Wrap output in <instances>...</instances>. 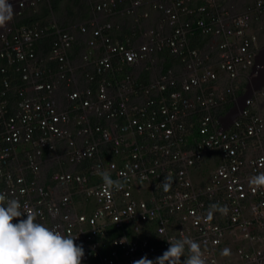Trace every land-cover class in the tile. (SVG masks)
Instances as JSON below:
<instances>
[{"label": "built area", "instance_id": "2783aa9c", "mask_svg": "<svg viewBox=\"0 0 264 264\" xmlns=\"http://www.w3.org/2000/svg\"><path fill=\"white\" fill-rule=\"evenodd\" d=\"M41 1L9 0L16 15L0 29V192L78 237L82 264L155 260L183 237L200 243L207 264H222L232 231L248 243L241 264H264V188L249 184L264 172V44L252 26L264 0L156 1L161 15L128 43L100 18L78 31L19 24ZM123 1L101 0L96 11ZM142 3L127 9L137 22ZM195 29L210 38L204 49L191 46ZM165 49L181 67L164 71ZM228 96L234 105L217 115ZM209 160V179L196 181ZM104 171L124 189L105 192ZM109 226L123 235L107 246Z\"/></svg>", "mask_w": 264, "mask_h": 264}, {"label": "clouds", "instance_id": "9594fccd", "mask_svg": "<svg viewBox=\"0 0 264 264\" xmlns=\"http://www.w3.org/2000/svg\"><path fill=\"white\" fill-rule=\"evenodd\" d=\"M100 1L101 0H99V2ZM156 1L165 4L170 0ZM198 1L201 0H192V4L198 5ZM99 2L95 4V16L92 20L78 26H71L63 29L74 28L78 31L81 26H87L94 19L100 18L103 22L112 24V28L108 33L121 41L118 38V33L116 34V32H119V29H117V24L114 21V18L119 12L118 8L114 13L104 15L96 11V6ZM143 3L138 12V22L135 17L127 13V10L125 11L131 18L132 25L134 24L133 32L135 34L128 39L127 42H121L128 43V41L133 42L137 40L141 37L144 27L152 25L146 24L144 21L150 17L144 18L143 14L148 13L150 15V13L142 11ZM20 6L22 7L23 5L20 4ZM157 12L161 15L160 11ZM15 15L16 11L13 4L10 3L9 0H0V29H6L9 23L14 19ZM135 25H137V31ZM54 26L62 28L57 24ZM81 47H84V44L76 45V51L78 52ZM4 63L5 62L1 61L0 64L3 65ZM0 75L5 74L0 73ZM102 180L104 182V190L108 193L123 190L125 187V181L119 179L114 180L107 171L102 173ZM172 182L173 180L171 176L164 177L161 184L165 192L171 189ZM249 184L252 186L253 191L264 188V172L251 177ZM212 207L215 209L218 206L213 205ZM219 210L224 214H227L228 211L226 205ZM25 214L26 219H23L22 217H24ZM37 215L38 213L27 210L26 205L22 206L19 199L14 196L10 198L8 193L0 192V264H82L83 258L85 257V249L82 244L78 245L76 243L78 237H73L70 234L65 235L57 228L49 227L38 222ZM17 218L21 219H19L18 222H14ZM209 219H211V213H209ZM168 241L170 247L164 251L161 256L156 257L155 260L148 259L147 256H144L143 258L134 261V264H207L204 251L199 242L189 237H183L177 240L168 239ZM229 254V249H224L221 253L223 256ZM181 257H186V259L182 262Z\"/></svg>", "mask_w": 264, "mask_h": 264}, {"label": "trees", "instance_id": "16d2710c", "mask_svg": "<svg viewBox=\"0 0 264 264\" xmlns=\"http://www.w3.org/2000/svg\"><path fill=\"white\" fill-rule=\"evenodd\" d=\"M132 0H124L118 7V20L121 18L124 22H131V25H126L128 28L126 29L125 36L122 34L118 35V38L127 42L128 39L134 36L133 34V26L131 18L128 14H126V10L131 6ZM198 4H203L202 1H198ZM95 3L93 0H42L37 9H30L25 13V17L20 20V24H29L30 26H38L40 29L45 31L46 28L52 31V27L57 24L62 28H67L71 26H78L82 23H87L95 16L94 9ZM121 16V17H120ZM124 16V17H123ZM57 17V18H56ZM115 17V18H116ZM135 29L137 31V25H135ZM53 40V35L46 36L41 46L44 49L45 53H48L51 49ZM210 42V38L204 36L199 29H195L191 36V46L204 49L205 46ZM77 48V47H76ZM160 59L164 60L163 67L164 71L168 72L173 67H181L182 61L181 58L173 55L168 49H165L160 54ZM4 75H0V87L2 79ZM150 77V70H145L142 75V80L144 83H148ZM18 84H22V81L17 80ZM245 84V83H244ZM246 85V84H245ZM241 93L238 92V94ZM234 105V97L228 96L224 102H222L221 106L217 109V115L223 116L225 115L231 107ZM51 173V172H50ZM108 240L107 246L111 244V241L114 238L120 237L123 235L122 230L116 229L114 226L108 227ZM132 235V232H129ZM108 249L104 252L107 253Z\"/></svg>", "mask_w": 264, "mask_h": 264}, {"label": "rangeland", "instance_id": "374dc122", "mask_svg": "<svg viewBox=\"0 0 264 264\" xmlns=\"http://www.w3.org/2000/svg\"><path fill=\"white\" fill-rule=\"evenodd\" d=\"M193 1H196V0H193ZM151 23L153 24V22H150V24ZM252 26H253L254 31L259 37L260 44H264V13H256L253 16ZM214 59H216V56H213L212 60ZM157 68L158 67H156L155 69ZM245 80L246 78L243 77L242 81L244 82ZM206 164L207 165L204 166V170H203L204 172L202 171V172L195 174L196 181H206L209 179L213 165L211 164L210 160ZM180 227H181L180 222L178 220H175L170 227L171 233L176 234ZM243 245H248V243L241 240L237 232H233V231L229 232L226 242L219 252V256L221 258L222 264H241L242 259L239 254V250ZM255 245L256 247H262L263 244L260 242H256ZM224 249H229L230 254L227 256L221 255Z\"/></svg>", "mask_w": 264, "mask_h": 264}, {"label": "bare ground", "instance_id": "6f19581e", "mask_svg": "<svg viewBox=\"0 0 264 264\" xmlns=\"http://www.w3.org/2000/svg\"><path fill=\"white\" fill-rule=\"evenodd\" d=\"M94 3L96 4L97 2H99V0H93ZM156 0H144L143 6H142V11L145 12H149L150 13V18L144 20L146 24H150V22L155 23L157 20L156 18L159 16V12H157L156 10L153 9L152 4L155 2ZM243 9V8H242ZM119 14V13H118ZM117 14V15H118ZM121 17V16H120ZM124 17V16H123ZM119 17L114 18L115 23L117 24V29H119L118 34H122L125 36L126 34V29L128 28L126 25H131V22L127 23L124 22L123 19L122 20H118ZM156 20V21H155ZM123 21V22H122ZM126 24V25H125ZM152 24V23H151ZM133 34H135L133 32ZM137 36V35H135ZM139 36V35H138Z\"/></svg>", "mask_w": 264, "mask_h": 264}]
</instances>
